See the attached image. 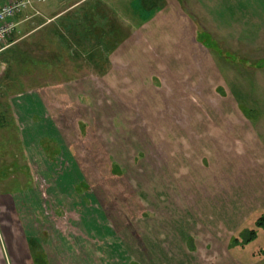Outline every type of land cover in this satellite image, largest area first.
I'll return each instance as SVG.
<instances>
[{
	"label": "rangeland",
	"instance_id": "obj_1",
	"mask_svg": "<svg viewBox=\"0 0 264 264\" xmlns=\"http://www.w3.org/2000/svg\"><path fill=\"white\" fill-rule=\"evenodd\" d=\"M31 3L67 9L0 54L34 264L30 227L48 264H264V0Z\"/></svg>",
	"mask_w": 264,
	"mask_h": 264
},
{
	"label": "crops",
	"instance_id": "obj_2",
	"mask_svg": "<svg viewBox=\"0 0 264 264\" xmlns=\"http://www.w3.org/2000/svg\"><path fill=\"white\" fill-rule=\"evenodd\" d=\"M79 2H76L73 6L77 5ZM70 7H68L69 9ZM63 10L59 13H54V15H50L49 17H45L44 10L38 7H31L28 8L25 12L19 15L16 19L17 27L15 32L10 37L8 43L0 45V54L7 51L11 46H14L16 43L20 41L26 40L29 36L38 33L43 29L45 26L48 25L49 22L54 21L55 19L61 18L60 14L65 12ZM37 21L38 24L36 27L29 28L27 31H22L25 26L28 27L29 24ZM93 38V36H91ZM47 51V50H46ZM2 62L4 59H1ZM5 63V62H4ZM4 74H1L3 78ZM15 111V108H8V112ZM17 112V111H16ZM6 113V109H5ZM15 117H17V113L13 112ZM13 115V116H14ZM17 119V118H16ZM19 119V116H18ZM21 154L24 155L23 159L19 160L20 165H31L28 152L27 150H22ZM23 160V162H22ZM22 181L24 180V176L21 177ZM15 196L9 194H0V264H34L33 262V254L31 251V247L28 244V236L23 231V222L20 220L21 223H16L19 220V216L16 211L15 205ZM23 210L21 213H23ZM8 215L5 217V215ZM22 225V226H21ZM34 237L38 238L40 244L39 248L40 251L45 255V262L47 264L50 262V258L47 255V249L45 245V239H41L35 232H32V228L28 229Z\"/></svg>",
	"mask_w": 264,
	"mask_h": 264
},
{
	"label": "built area",
	"instance_id": "obj_3",
	"mask_svg": "<svg viewBox=\"0 0 264 264\" xmlns=\"http://www.w3.org/2000/svg\"><path fill=\"white\" fill-rule=\"evenodd\" d=\"M32 0H0V45L6 44L17 27V17L25 12ZM43 2L44 0H35Z\"/></svg>",
	"mask_w": 264,
	"mask_h": 264
},
{
	"label": "trees",
	"instance_id": "obj_4",
	"mask_svg": "<svg viewBox=\"0 0 264 264\" xmlns=\"http://www.w3.org/2000/svg\"><path fill=\"white\" fill-rule=\"evenodd\" d=\"M92 28H94V31H95V30H98V26H97L96 24H93V23H92ZM95 32L98 33V31H95ZM102 33H103V32H102ZM96 35H97V34L94 35V38H95V39H96ZM258 224H259V225H264V216L261 217V218H259V222H258ZM252 234H253V233H252Z\"/></svg>",
	"mask_w": 264,
	"mask_h": 264
}]
</instances>
